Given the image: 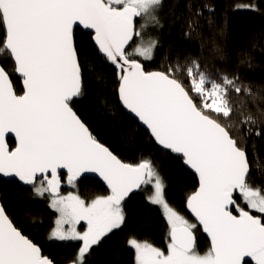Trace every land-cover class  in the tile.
<instances>
[{
	"label": "snow or ice",
	"instance_id": "1",
	"mask_svg": "<svg viewBox=\"0 0 264 264\" xmlns=\"http://www.w3.org/2000/svg\"><path fill=\"white\" fill-rule=\"evenodd\" d=\"M163 0H0V60L11 59L23 78V94L13 88L0 67V174L31 185L34 193L51 197L59 216L49 239L79 241L70 264H87L94 246L125 222L123 202L135 189L150 185L148 201L162 208L170 227L166 252L135 238L136 264H264V188L253 187L245 149L233 135L231 120L239 111V125L247 134L264 119V112L235 109L229 89L255 99L238 78L210 80L192 61L165 71H146L139 58H153L158 40H145L149 28L160 26ZM141 20L137 28L136 20ZM94 32L98 53L117 70L118 95L164 149L180 154L199 177V187L187 207L211 245L200 254L194 229L165 199V185L148 158L128 164L98 142L73 111L81 94L82 72L74 42V26ZM139 41V42H137ZM139 57V58H138ZM186 75L188 86L177 74ZM264 124L255 131L260 135ZM14 134L10 148L6 136ZM75 185L82 173L94 172L109 193L90 202L79 195H61L59 170ZM238 199L245 207H241ZM253 210L259 215H253ZM86 222V229L77 225ZM67 225V227H65ZM0 264H54L24 235L0 205Z\"/></svg>",
	"mask_w": 264,
	"mask_h": 264
},
{
	"label": "trees",
	"instance_id": "2",
	"mask_svg": "<svg viewBox=\"0 0 264 264\" xmlns=\"http://www.w3.org/2000/svg\"><path fill=\"white\" fill-rule=\"evenodd\" d=\"M158 16L160 26L149 28L144 35L145 40L151 36L159 42L153 58L138 57L145 70L165 71L177 64L186 68L196 61L210 80L223 83L221 77H235L255 95L253 99L229 89V99L235 109L254 116L264 112V0H163ZM140 23L137 18V28ZM2 35L0 30V37ZM74 42L81 63L82 91L73 99L71 107L96 139L122 161L130 164L144 158L152 161L165 185L169 205L197 225L194 229L196 250L207 251V238L185 210L186 197L196 188L197 177L184 167L180 156L160 148L123 110L117 96V70L98 53L92 33L75 28ZM0 65L10 75L16 93L21 94V79L14 73L12 60L2 59ZM177 78L188 86L186 75L178 73ZM240 118L236 111L231 120L221 118V122L236 123L237 131L233 135L245 149L250 164L248 181L253 187L264 188V131L255 135L264 119L254 126L253 134L248 135L246 126L238 124ZM8 143L14 144L9 138ZM60 175L65 181L64 174ZM72 188L88 201L108 194L93 178L83 177ZM152 191L150 185H143L126 198L123 202L125 222L93 247L86 257L87 264H134L135 250L128 245L130 238L167 250L170 227L161 207L148 201ZM48 199V194L41 197L15 180L0 178V203L14 225L38 244L54 264H67L77 253L80 242L49 239L56 212ZM238 203L246 208L240 199ZM247 264L254 262L249 260Z\"/></svg>",
	"mask_w": 264,
	"mask_h": 264
},
{
	"label": "water",
	"instance_id": "3",
	"mask_svg": "<svg viewBox=\"0 0 264 264\" xmlns=\"http://www.w3.org/2000/svg\"><path fill=\"white\" fill-rule=\"evenodd\" d=\"M75 28H78V29H80V30H82V31H87V32H90V33H92V41H93V44H94V46H95V48L97 49V46H96V44L94 43V39H93V37H94V32L92 31V30H89V29H84L83 28V26L82 25H79V26H74V29ZM98 51V50H97ZM13 62V61H12ZM13 64H14V62H13ZM0 67H2L1 65H0ZM150 71H159V70H150ZM14 73H15V75L17 76V77H19L20 79H21V86H22V90H24V86H23V78H22V76L21 75H19L18 73H16L15 72V64H14ZM9 78H10V76H9ZM10 80H11V78H10ZM117 89H118V87H117ZM21 94H23V92L21 93ZM18 95H20V94H18ZM117 95H118V92H117ZM76 97H74L73 99H75ZM118 101H119V103H120V105H121V107L123 108V110L127 113V114H129L133 119H135V121L137 122V123H139L140 125H141V127L143 128V129H145L149 134H150V136L152 137V135H151V133H150V131L146 128V126H144L143 124H142V122H140L139 121V119L135 116V114H133V113H131L130 112V110H128V109H126L123 105H122V103H121V101H120V99H119V95H118ZM73 111H74V109H73ZM75 112V111H74ZM80 118V117H79ZM81 119V118H80ZM86 125V124H85ZM87 126V125H86ZM91 132V131H90ZM8 138L9 139H12L13 140V146H10L9 145V143H8ZM153 138V137H152ZM153 140H154V142L159 146V147H161V148H163L162 146H160L156 141H155V139L153 138ZM6 142L8 143V145H9V147L10 148H14L15 146H16V140H15V136H14V134H8L7 136H6ZM99 142V141H98ZM101 143V142H100ZM102 144V143H101ZM104 145V144H103ZM105 146V145H104ZM105 147H107V146H105ZM108 148V147H107ZM109 149V148H108ZM164 149V148H163ZM165 150H167V149H165ZM109 151H111L110 149H109ZM171 151V150H170ZM112 152V151H111ZM113 153V152H112ZM114 154V153H113ZM175 154H177V153H175ZM115 155V154H114ZM178 156H180L182 159H183V157L180 155V154H177ZM115 156H117V155H115ZM117 158L118 159H120L118 156H117ZM121 160V159H120ZM122 161V160H121ZM122 162H124V161H122ZM124 163H127V162H124ZM128 164H130V163H128ZM183 164H184V166L190 171V172H192V173H194L196 176H197V180H198V182H197V187L195 188V190L193 191V192H195L197 189H198V187H199V177H198V174L195 172V170L194 169H192L189 165H187L185 162H184V159H183ZM61 173H63V174H65V178H66V180H67V176H68V173H67V170L66 169H60L59 170V176H60V179H61ZM83 177H88V178H94V179H96L98 182H100L103 186H104V188L108 191V193H109V189H108V186H107V183L103 180V178L102 177H100L99 176V174L98 173H94V172H86V173H82L81 174V176L80 177H78L77 178V180L75 181V182H77L79 179H81V178H83ZM0 178L1 179H4V180H15V181H17L18 182V184L19 185H21L22 187H24V188H32V186L31 185H26V184H24L23 182H20L19 180H18V178H16V177H14V176H4L3 174H0ZM64 184H63V181L61 180V187H60V190L62 189V186H63ZM143 186V185H142ZM141 186V187H142ZM141 188H139V189H135V190H133V192H131L130 194H129V196L131 195V194H133V193H136V192H138L139 190H140ZM192 192V193H193ZM191 195V194H190ZM189 195V196H190ZM128 196V197H129ZM188 196V197H189ZM127 197V198H128ZM187 197V198H188ZM126 200V199H125ZM0 205H1V203H0ZM185 210H186V213H187V215L193 220V221H195L200 227H201V229H202V233L204 234V236H206V238L209 240V242H210V245H211V240H210V237L208 236V234L206 233V232H204V230H203V227H202V225H200L199 223H198V221L196 220V218L194 217V214L191 212V210L187 207V199H186V202H185ZM253 214V213H252ZM253 215H256V214H253ZM170 231V230H169ZM194 236H195V234H194ZM38 245V244H37ZM39 246V245H38ZM41 252H42V250H41ZM42 254L44 255V256H47V255H45L43 252H42ZM48 257V256H47ZM50 259V258H49ZM248 260H251V258H247V261ZM67 264H70V263H67Z\"/></svg>",
	"mask_w": 264,
	"mask_h": 264
},
{
	"label": "rangeland",
	"instance_id": "4",
	"mask_svg": "<svg viewBox=\"0 0 264 264\" xmlns=\"http://www.w3.org/2000/svg\"><path fill=\"white\" fill-rule=\"evenodd\" d=\"M66 183H67V180H66ZM32 191L34 192V190H33V188H32ZM73 193V194H76V192H74V191H65V192H61V195H67L68 193ZM45 194H47V193H45ZM49 205H50V202H51V197L49 196ZM242 201V200H241ZM87 202H90V201H87ZM51 207V206H50ZM52 208V207H51ZM53 209V208H52ZM162 209V208H161ZM174 209V208H173ZM55 212H56V217H55V220L58 218V216H59V213L55 210V209H53ZM175 210V209H174ZM163 211V210H162ZM253 212H255L254 210H253ZM179 213V212H178ZM257 213V212H256ZM180 214V213H179ZM181 215V214H180ZM182 216V215H181ZM185 218V217H184ZM186 219V218H185ZM55 220H54V224H53V227L55 226ZM187 220V219H186ZM190 222V221H189ZM191 223V222H190ZM168 224V223H167ZM52 227V228H53ZM65 227H67V225H65ZM86 227H87V225H86V222H84V221H81V223L79 224V225H77V229L79 230V231H84L85 229H86ZM109 234V233H108ZM54 240H56V239H54ZM168 246V245H167ZM129 247H131V246H129ZM132 248V247H131ZM166 252V251H165ZM199 252V251H198ZM206 252V251H205ZM200 254H203L204 252H199ZM249 261V260H248ZM253 262V261H252ZM134 264H136V261L134 262Z\"/></svg>",
	"mask_w": 264,
	"mask_h": 264
},
{
	"label": "bare ground",
	"instance_id": "5",
	"mask_svg": "<svg viewBox=\"0 0 264 264\" xmlns=\"http://www.w3.org/2000/svg\"><path fill=\"white\" fill-rule=\"evenodd\" d=\"M93 42V41H92ZM97 50V49H96ZM141 63H142V61H140ZM143 64V63H142ZM152 70H159V71H163V70H160V69H152ZM146 71H150V70H146ZM10 76V75H9ZM11 78V77H10ZM12 81V80H11ZM118 96V95H117ZM135 120V119H134ZM139 124V123H138ZM140 125V124H139ZM141 126V125H140ZM145 130V129H144ZM146 131V130H145ZM147 132V131H146ZM148 133V132H147ZM149 134V133H148ZM150 135V134H149ZM153 139V138H152ZM161 148V147H160ZM163 149V148H162ZM165 150V149H164ZM167 151H170V150H167ZM172 152V151H171ZM174 153V152H173ZM175 154V153H174ZM247 154V153H246ZM177 155V154H176ZM182 161H183V159H182ZM184 165V164H183ZM185 167V166H184ZM186 168V167H185ZM187 169V168H186ZM194 174V173H193ZM195 175V174H194ZM196 176V175H195ZM197 177V176H196ZM88 178V177H87ZM94 179V178H93ZM96 180V179H95ZM17 182V181H16ZM197 182H198V180H197ZM197 187V186H196ZM195 190V189H194ZM193 190V191H194ZM192 191V192H193ZM192 192L191 193H189V195L190 194H192ZM188 195V196H189ZM187 196V197H188ZM187 197H186V199H187ZM82 198V197H81ZM83 199V198H82ZM86 200V199H85ZM86 201H88V200H86ZM91 201V200H90ZM185 202H186V200H185ZM255 212H253V214H254ZM256 215H259V213H257ZM170 230V229H169ZM202 230V229H201ZM195 234V233H194ZM204 235V234H203ZM206 237V236H205ZM196 238V237H195ZM168 239H169V232H168ZM51 240H54V239H51ZM208 240V239H207ZM56 241H59V240H56ZM169 242H170V239H169ZM208 242H209V240H208ZM209 247H210V242H209ZM70 263V262H69Z\"/></svg>",
	"mask_w": 264,
	"mask_h": 264
},
{
	"label": "flooded vegetation",
	"instance_id": "6",
	"mask_svg": "<svg viewBox=\"0 0 264 264\" xmlns=\"http://www.w3.org/2000/svg\"><path fill=\"white\" fill-rule=\"evenodd\" d=\"M65 176V174H64ZM63 186H62V189L60 190V193L61 192H65V191H74L73 188H72V185L71 184H68L66 183V178H65V181H63ZM75 192V191H74ZM77 194V193H76ZM78 195V194H77ZM84 199V198H83ZM85 200V199H84ZM86 201V200H85Z\"/></svg>",
	"mask_w": 264,
	"mask_h": 264
}]
</instances>
